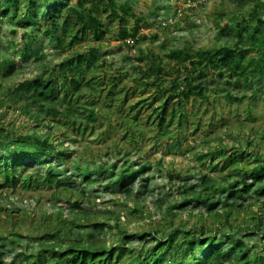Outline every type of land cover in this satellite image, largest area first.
Masks as SVG:
<instances>
[{
    "label": "trees",
    "instance_id": "trees-1",
    "mask_svg": "<svg viewBox=\"0 0 264 264\" xmlns=\"http://www.w3.org/2000/svg\"><path fill=\"white\" fill-rule=\"evenodd\" d=\"M36 1L0 0L2 12L0 17L5 16L19 24L26 22L35 28V31H23L22 36L29 39L23 50L15 51L13 55H9L5 49L3 52L0 50V81L14 77L25 60L34 58L37 62L45 57L44 55L39 57L41 50L33 46V41H38L37 33L46 38L55 54L60 57L68 56L58 63L55 73L46 70L32 79H25L4 89L0 83V92L3 90L5 92L3 98L7 102L6 108L19 109L26 115H32L31 118L37 122V126L47 131L34 134L32 131L35 129L29 127L27 134L18 135L12 127L5 129L0 123V151L6 152L8 157L13 155L17 157L15 162L9 158L0 166V194L7 195L6 204L0 205L2 215L0 264H264V239L261 244L245 242L242 230L234 224L236 214L244 208V203L250 198L260 203L261 211H258L260 223L264 219V152L251 147L254 143V134L243 130L247 148L252 150H242L234 146L228 149L217 148L210 156L211 159L212 155L225 157L223 166L218 171L220 177L213 178L202 173L197 178V185H178L176 193L181 195V200L179 203L171 202L167 209L172 213L175 209L184 210L186 206L194 203L196 207L203 206L213 221L198 215L200 225L175 227L170 220L175 215L167 217L165 213L162 217L165 223L158 224L157 227H153L149 221L148 229L138 231H129L126 227L114 225V234L120 236L115 245L107 243L104 237L102 239L94 237L95 231L99 232L112 225L93 221V217H99L103 212L95 209L91 199L86 196L85 188L93 184L91 178L80 175L75 180L81 179V183L74 185L60 178L48 162L50 155L58 151H62L64 155L67 150L64 143L56 146L55 141L50 140V135L54 133L50 124L55 123L58 130L68 128L69 138L64 136L65 133L61 134V138L75 142L72 138L73 133L83 136L88 128L92 129V125L98 119L110 118L105 115L106 110L95 106L96 99L103 90V83L96 86L101 80L96 69L100 66L102 68L105 63L98 46L106 32L102 14L107 13L106 17L110 22L115 20L122 22L123 15L129 14L132 9L130 7L124 9L113 0H42L41 9L38 10V6L34 5ZM232 1L236 2L240 9H244L251 2ZM262 5L260 2H254L248 17L241 16L245 25L243 33L248 39H252L251 47L259 45L253 64L244 62L248 52L242 46L246 43L244 39L232 45L224 44L211 49L192 50L189 47L187 50H172L168 56L176 64H179V61L189 62L188 68L186 67L187 77L180 81L176 76L166 85L156 83L157 80L151 83L138 81L145 87L155 88L154 94L151 95V99H140L133 104L138 107L133 105L129 107V110L136 107L137 113L114 116L115 126L129 135L140 130L138 124L143 120L140 111L142 105L146 103L150 107V113L146 116L145 122L154 133V138L165 140L174 124L180 126L187 120L184 109L178 107L181 99L187 101L191 97L205 98L202 82L209 74H215L221 79L226 73L231 80L244 79V82H250L251 76H256L260 70L264 71V36L257 41V33H262L252 26L254 18L260 20L257 9ZM42 6L45 7L44 10ZM142 28L136 26L128 29L126 26H120L113 33L114 39L133 48L147 39L146 35L140 34ZM90 39H94L97 44L71 55L73 51H77L78 46ZM16 58L22 61L18 63ZM136 61L138 62L136 71L145 77L158 73L169 74V71L160 68V61L151 50L144 57L139 55ZM142 62L148 65L146 71L141 68ZM197 76L202 79L196 80ZM156 78L160 80V77ZM55 80L60 81V93L54 87ZM115 92V88L107 90V95L112 96L110 101L113 100ZM128 93L125 91L122 103L127 102ZM222 97L235 102L240 99L228 91ZM252 97L255 99L256 94L253 93ZM2 100L0 98V103H4ZM109 104L105 106L109 107ZM175 105L179 109L175 108ZM247 112L249 113L248 109ZM259 136L260 141L264 143V131ZM17 142L22 143L20 150L23 157L26 159L37 157L41 168L30 170L17 167L21 166L20 152L14 148ZM168 147L171 148L172 144ZM245 159L248 161L245 162ZM139 168L140 171L146 172L150 165L144 163ZM224 170L227 173L223 172ZM126 175L130 176V180L126 183H117L113 193L115 196L130 195L141 177L126 172L115 179L120 180ZM166 177L174 186L179 175L167 171ZM248 178H252L253 183L250 185L247 183ZM150 180L149 176L142 178L145 184ZM40 191L49 193L43 204L41 196L31 195ZM17 192L29 194V200L33 204L29 211L25 212L15 207L16 200L12 201L11 197ZM165 199L162 197L160 202H164ZM65 203L71 206V215L62 213ZM84 203L92 205L94 209L84 211L82 209ZM120 203L123 207L128 206L126 203ZM44 206H49L50 210L44 209ZM108 213L114 215L111 208ZM136 214L140 215H137L138 218H142L143 212L138 211ZM168 219L170 223L167 224ZM254 228L257 231L261 229L259 225ZM80 231H85V235H81ZM133 240L137 241L138 245L130 248L129 244ZM24 241H27V246H23ZM8 246H19L18 251L9 259L4 251Z\"/></svg>",
    "mask_w": 264,
    "mask_h": 264
},
{
    "label": "rangeland",
    "instance_id": "rangeland-1",
    "mask_svg": "<svg viewBox=\"0 0 264 264\" xmlns=\"http://www.w3.org/2000/svg\"><path fill=\"white\" fill-rule=\"evenodd\" d=\"M113 1L124 9L130 7L132 11L123 15L122 22L117 20L110 22L106 17L107 13L102 14L106 32L98 46L105 63L102 68L100 66L96 69L101 79L96 83V86L103 83V90L100 97L96 99L97 104L95 106L106 110L105 115L110 116V118L98 119L92 125V129L88 128L83 136H77L72 132V138L75 142L61 138L62 133L68 137L67 134L70 133L68 128L63 127L58 130L56 124L51 123L50 127L54 133L50 135V140L55 141L56 146L64 143L63 145L67 147V150L64 155H62V151H58L48 157V162L54 167L60 178H64L74 185L81 183V179L75 180L80 175L92 179L93 184L85 188V193L95 205V209L103 212L99 217H93V221L112 225V227H105L99 232L95 231L94 237L96 239L104 237L109 244H114L120 238L119 234H114V225L116 224L126 227L129 231L148 229V221L153 227H157L158 224L165 223L162 221L165 213L167 217L171 214L175 215L170 219L176 225L175 227L200 225L201 221L198 215L208 220L210 216L203 209L204 207L201 205L196 207L194 203L186 206L184 210L175 209L172 213L167 209L171 202L179 203L181 200V195L176 193L178 185H197V178L202 173L213 178L220 177L218 171L223 166L225 157L212 155L211 159L210 156L217 148L228 149L234 146L235 148L240 147L242 150H252V148H247L242 130L254 134V143L251 147L264 152V143L260 141L261 137L259 136L264 131V71L261 70L256 76L250 77V82H244V79L231 80L226 73L221 79L215 74H209L208 78L203 79L202 82L205 88V98L191 97L187 101L181 99L178 107L184 109L187 120L180 126L174 124L169 129L165 140H161L159 137L154 138V133L151 132V128L145 122L146 116L150 113V107L146 103L144 106L142 105L140 111V117L143 118L138 124L140 130L129 135L117 128L113 122L114 116L127 113L135 114L136 107H138L133 105L135 102L140 101V99H151L155 88L145 87L139 84L140 81L141 83H151L157 80L156 83L166 85L176 76L179 77L180 81L187 77L188 71L186 69L189 62L179 61V64H176L168 56L172 50H187L189 47L192 50L211 49L224 44L232 45L244 39L246 43L242 46L248 51L244 62L253 64L257 57L256 49L259 45H255L254 48L251 47L252 39H248L243 33L245 25L241 16L248 17L252 7H254V2L263 4L257 9L260 20L257 21L254 18L252 22L253 28L255 27L262 33H257L258 41L262 35L264 36V0H251L244 9H240L237 3L232 0ZM41 3L42 0H37L34 3L35 6H38V10L41 9ZM44 9L45 7L42 6V10ZM17 23V21L8 20L5 16L0 17V50L3 52L5 49L9 55H13L15 51L23 50L28 43L29 39L22 36L23 31H35L31 24ZM120 26H126L128 29L136 26L143 27L140 34L146 35L147 39L133 48H129L114 39L113 33ZM37 35L38 41H33V46L41 50L39 57L41 55L45 57L40 58L37 62L34 58L22 62V66L14 77L0 81L3 89L16 85L25 79H32L35 75H40L46 70H52L55 73L58 63L68 56L60 57L55 54L46 38L38 33ZM96 44L94 39H90L78 46L77 51H73L71 55L78 51L82 52ZM150 50L159 59L160 68L169 71V74L158 73V75L145 77L144 74L136 71L138 67L136 58L139 55L144 57ZM16 60L18 63L22 61L19 58ZM141 68L146 71L148 65L142 62ZM123 75L126 76L123 77ZM155 77H160V80L159 78L155 79ZM195 78L198 81L202 79L198 76ZM59 85H61L60 81L55 80L54 87L60 93ZM109 88L116 89L112 101L109 100L112 99V96L109 97L106 93ZM125 91H128L129 95L126 96L127 102L122 103L125 99ZM226 91L240 98L239 101L235 102L223 98L222 96ZM4 93V90L0 92V98L4 101V103H0V123L4 125L5 129L12 127L18 135L27 134L29 127L35 129L32 131L34 134H38L40 131L47 132L37 126V122L31 118L32 115H26L19 109L6 108L7 102L3 98ZM253 93L256 94L255 99L252 97ZM107 103H110L109 107L105 106ZM131 105L136 106L134 110H129ZM176 107L177 105H175ZM178 107L177 109H179ZM170 144H172L171 148L168 147ZM21 146L22 143L20 142L14 144V148L20 152L22 157H20L19 162L21 166L17 167L30 170L41 168L40 160L37 157L30 159L23 157L20 150ZM9 158L14 162L17 160L15 155L8 157L6 152L0 151V166L5 164ZM247 161L245 159V162ZM144 163L150 165L146 172L140 171L139 168ZM250 165L253 166V163ZM167 171L179 175L174 186L167 181ZM126 172L141 177L137 180L130 195L127 197L115 196L113 193L117 183H126L130 180V176H123L120 180H116L115 177ZM223 172L227 173L226 170ZM146 176H149L151 180L145 184L142 178ZM247 183L252 184V178H248ZM31 195L32 197L41 196V203L43 204L49 193L40 191ZM6 196L4 193L0 194V205L6 204ZM162 197L166 198L164 202H160ZM12 199L16 200L17 206L15 207L23 209L25 212L29 211L33 205L29 200L28 193L17 192L11 197ZM120 202L126 203L128 206L123 207ZM117 203L120 205L115 206ZM159 206L160 209H158ZM70 207L65 203L62 207V213L71 215ZM109 208L114 212V215L108 213ZM44 209L50 210L49 206H44ZM82 209L89 212L94 208L92 205L84 203ZM138 211L139 213L143 212L142 218H138L140 216L136 214ZM258 211H261L260 203L254 198H250L244 203V208L236 214L237 219L234 224L242 230L245 242L261 244L264 239V232H262L264 231V219L260 223ZM1 217L2 215H0ZM79 217L81 219V216ZM145 220L147 221L145 222ZM170 220H167V224L170 223ZM109 221L110 223H108ZM256 225H259L261 229L255 230ZM80 234L85 235V231H80ZM24 245L27 246V241L23 242ZM137 245V241L133 240L129 247L134 248ZM18 248L19 246H8L4 250L7 259L15 254ZM1 252L2 250H0Z\"/></svg>",
    "mask_w": 264,
    "mask_h": 264
}]
</instances>
